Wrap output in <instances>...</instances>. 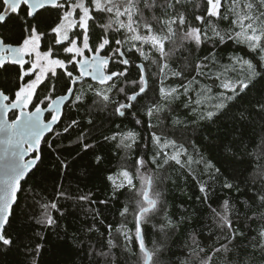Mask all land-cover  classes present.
<instances>
[{"label": "snow or ice", "instance_id": "snow-or-ice-1", "mask_svg": "<svg viewBox=\"0 0 264 264\" xmlns=\"http://www.w3.org/2000/svg\"><path fill=\"white\" fill-rule=\"evenodd\" d=\"M191 0H0V26L9 29L13 39L0 36V245L11 246L14 241L5 233V225L15 218L16 210L28 207L26 192L32 190L30 181L40 186L44 177L39 175L46 150L57 154L62 172L69 169V160L58 152L59 141L81 127L79 119H66L65 108L79 110L89 94L92 105L108 108L125 117L149 91L150 78L158 84L153 91L158 99L132 113L135 123L149 129L160 127L167 117L162 115L180 97H187L184 106L191 108L197 122L216 123L224 115L234 124L247 127L260 117L261 131L255 138L237 129L226 146L231 155L226 157L236 165H243L249 174L241 177L233 169L232 180L225 178L223 187L251 190L248 201L260 209L261 226L252 237L253 251L264 252V94L252 98L249 111L241 102L256 83L264 80V0H200L190 18L185 5ZM54 17V19H53ZM226 22L228 27L221 28ZM43 29V30H42ZM18 33V35H16ZM232 44L247 48L258 58L231 56V63L217 59L215 49ZM211 44L213 51L193 67L196 76L183 83L191 66L192 46L196 49ZM180 66L173 67L178 52ZM133 56L138 59L134 64ZM138 70L133 78L130 69ZM232 78L229 73H237ZM212 80L214 85H201L193 89L196 77ZM168 79L181 81L177 86H167ZM213 86L220 89L213 93ZM195 92V99L189 95ZM121 97V99H117ZM11 114V115H10ZM47 114V115H46ZM89 125L93 124L91 118ZM176 120L174 124H181ZM119 127V126H118ZM184 131H187L185 125ZM93 130L81 131L72 143L80 151L95 148L89 141ZM139 132L135 130L105 135L103 140L122 149L121 164L107 176L111 186L109 198L92 201L89 195L80 201L105 206L122 195L124 204L120 211L122 222L118 227L106 224L101 232L98 224L104 221L94 214L93 223L82 229L84 239L73 234L75 246L86 257L87 264H240L235 259L246 233L238 222L231 219L232 208L224 201L222 211L212 209L214 222L220 235L213 237L192 235L186 241L180 257L174 262L176 252L171 241L180 231L184 218L169 214L161 185L167 179L162 173L170 163L188 168L203 163L212 177L222 175L221 169L199 153L196 144L192 149L200 159L194 160L188 147L179 139L169 138V133L151 132L153 153L149 159L143 153L133 154ZM206 139L211 144L218 137ZM79 155V152L76 153ZM101 155L95 156L100 164ZM131 161V163H129ZM154 167H151V166ZM203 201L208 200V188L197 177ZM259 185V186H257ZM70 199L68 193L58 191L56 199ZM245 201V206L251 205ZM43 210L36 223L43 228L56 225L53 211L63 212L55 200L40 204ZM132 217L133 228L123 221ZM151 224L154 238L152 247L145 243L144 225ZM186 231V229H185ZM95 233L98 239L93 240ZM41 235V233H37ZM122 238V240H121ZM43 244L36 242L30 249L37 256ZM119 250L118 252L116 250ZM135 257V260L132 258ZM35 264V260L33 261ZM247 264V261L244 262Z\"/></svg>", "mask_w": 264, "mask_h": 264}, {"label": "trees", "instance_id": "trees-1", "mask_svg": "<svg viewBox=\"0 0 264 264\" xmlns=\"http://www.w3.org/2000/svg\"><path fill=\"white\" fill-rule=\"evenodd\" d=\"M199 2L200 0H191L190 3L185 5L190 18H192L194 6ZM12 27L14 25L11 23L7 27L0 26V36L12 40L13 34L9 32ZM220 27L227 28L228 25L226 22H221ZM210 51H213L211 44L203 45L199 49L192 46L191 66L187 69V78L183 79V83L187 84L193 76H196L192 66L208 55ZM215 52L217 59L221 60L223 64L231 63L229 60L231 56L252 59L254 63L258 64V58H254L255 54L250 53L244 46L232 44L231 42L226 46L216 48ZM183 55H187V53L183 51L177 53V58L173 61V67L180 66V57ZM129 56L133 58L134 64L139 62L132 53H129ZM130 73L135 78L138 75V70L133 66ZM239 74L238 71L237 73H229V76L237 78ZM0 79H3V77H0ZM196 79L201 85H214L212 80H208L203 76L196 77ZM180 82L175 79H168L166 85L175 87ZM154 89H158V84L150 78L147 95L140 99L136 104V108L129 111L125 117H119L112 113L114 105L108 108H103L102 105H92L93 98L91 94L88 95L84 105H81L79 110H74L71 106L65 108L66 119H79L81 122V127L75 129L70 136L65 134L67 138H62L59 141L58 152L64 153L68 158L69 169L62 172L59 168L57 154L52 153L51 150L45 151L44 162L39 166L41 169L39 175H42L44 180L40 182L39 187H35L37 181L29 182L32 190L25 194L29 206L24 207L22 205L21 209L16 210L15 218L5 225V233L13 239L14 244L11 246L0 245V264H33L34 260L35 264H87L84 252L73 243V234H77L80 239H84L83 227L92 224L93 215L99 213V218L104 223L98 224V227L101 232H105L106 240L105 225L111 224L115 228L122 222L120 211L124 204V198L121 195L119 200H114L105 206L80 201L78 197L87 194L92 201L109 198L111 186L107 181V176L112 174L121 164V157L124 152L122 149H117L113 143L105 142L103 137L128 130H135L140 134L137 144L133 146L134 155L143 153L145 158L150 160L153 153L151 132L169 133V138L179 139L188 147L194 160L200 159V155L193 151V143L196 144L199 153L203 154L205 159L221 169L222 175L212 177L205 171L203 163H193L191 174H189L188 168L182 169L173 162L166 166L163 171L162 174L167 179L161 187L169 214L177 219L184 218L180 231L175 234L171 241V250L177 254L172 257L174 262L177 258H182L180 253L183 250L184 243L186 241L190 242L192 235H197L198 239H200V234L207 236L211 233L214 238L220 235V229L214 222L212 209L222 211L224 201L227 200L232 208L231 219L238 222L246 233L235 259L239 260L240 264H244L245 261H247V264H264V252L259 249L253 251L252 243H255V241L249 243L251 238L257 235V230L261 226L260 209L255 206L254 202L248 201L249 196L253 194L252 191L245 192L244 188L236 190L235 187L233 189L223 187L225 178L232 180L234 168L241 177L249 174L244 170L243 165H236L230 159H226L231 155L226 151V146L233 139V133L237 129H240L244 135L255 138L261 131L260 117L256 116L254 124L249 123L247 127L243 128H241V125L233 123L230 118L231 114L227 118L221 115L216 123L197 122V114H193L191 108L184 106L187 97L182 96L170 106V109L162 114L167 117L166 119L154 121L159 123L160 127L149 129L146 123L143 126L137 125L132 113L136 109H140V117L144 120L147 119L143 116L144 106L155 103L158 99L157 94L153 91ZM193 89L196 88L193 87ZM213 89L215 92L220 91L215 86H213ZM260 94H264V80L256 83L241 104L249 111H253L252 98ZM189 95L194 99V92H190ZM117 99H121V97H117ZM89 118L93 120L92 125L87 123ZM176 120L183 123L174 124ZM185 125L187 131H184ZM89 129L93 130L89 141L95 143L96 146L87 152L80 151V145L72 142L77 139L81 131L88 132ZM206 137H218V139L212 140L209 144ZM77 152H79V155L76 154ZM96 155L103 157L100 164L95 162ZM193 176L197 177L208 188L207 201H203V194L200 193L199 184L196 179H193ZM232 182L236 183L235 180H232ZM58 191L68 193L71 198L56 199ZM53 200L56 201L63 215L61 216L59 212L53 211L52 215L56 219V225L51 228H43L36 223V219L40 217L43 211L40 204ZM245 201H248L251 206L246 207ZM131 221L132 217H129L127 221L123 222L127 224V227L133 228L134 225ZM144 232L145 243L151 248L153 239L158 238V234L154 235L151 224L144 225ZM37 233H41L43 238ZM91 238L93 240L98 239L95 233L92 234ZM36 242L43 244L38 256L30 251ZM132 259L135 260V257Z\"/></svg>", "mask_w": 264, "mask_h": 264}, {"label": "rangeland", "instance_id": "rangeland-1", "mask_svg": "<svg viewBox=\"0 0 264 264\" xmlns=\"http://www.w3.org/2000/svg\"><path fill=\"white\" fill-rule=\"evenodd\" d=\"M195 82H193V84H192V88L193 87H195L196 88V90H199L200 89V87H201V84H199V83H195ZM206 85V84H205ZM213 90V93H217V92H215V90L214 89H212ZM194 99H195V92H194Z\"/></svg>", "mask_w": 264, "mask_h": 264}, {"label": "water", "instance_id": "water-1", "mask_svg": "<svg viewBox=\"0 0 264 264\" xmlns=\"http://www.w3.org/2000/svg\"><path fill=\"white\" fill-rule=\"evenodd\" d=\"M47 115V114H46Z\"/></svg>", "mask_w": 264, "mask_h": 264}]
</instances>
